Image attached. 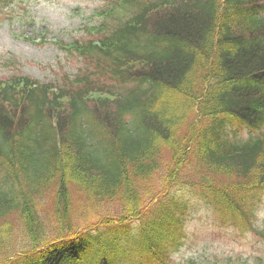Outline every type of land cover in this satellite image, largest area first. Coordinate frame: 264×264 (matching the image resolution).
<instances>
[{
	"label": "trees",
	"instance_id": "trees-1",
	"mask_svg": "<svg viewBox=\"0 0 264 264\" xmlns=\"http://www.w3.org/2000/svg\"><path fill=\"white\" fill-rule=\"evenodd\" d=\"M100 15L72 42L83 69L63 83L65 104L0 86L1 264H77L91 249L109 264L123 248L169 264L187 203L178 181L200 185L219 222L255 230L264 0H114ZM96 84L113 99L82 102ZM102 225L121 236L105 240Z\"/></svg>",
	"mask_w": 264,
	"mask_h": 264
},
{
	"label": "rangeland",
	"instance_id": "rangeland-1",
	"mask_svg": "<svg viewBox=\"0 0 264 264\" xmlns=\"http://www.w3.org/2000/svg\"><path fill=\"white\" fill-rule=\"evenodd\" d=\"M107 1L0 0V80L26 74L39 81L54 82L61 81L64 74L74 73L80 65L75 57L65 56L53 43L36 44L35 38L43 35L46 39L71 40L84 32L86 24L95 21V12ZM186 175L181 172L180 178L185 179ZM186 198L195 201L196 208L186 206V213L191 212L186 220L187 236L173 255L172 264H186L189 258L203 264L264 262V239L215 221L196 195L186 194ZM44 202L46 207L50 205L48 197ZM108 208L102 209L104 215L117 210V206ZM255 221L264 225V199Z\"/></svg>",
	"mask_w": 264,
	"mask_h": 264
}]
</instances>
